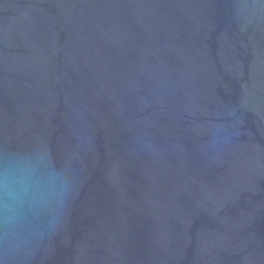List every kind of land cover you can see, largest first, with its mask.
I'll use <instances>...</instances> for the list:
<instances>
[{"label":"water","instance_id":"water-1","mask_svg":"<svg viewBox=\"0 0 264 264\" xmlns=\"http://www.w3.org/2000/svg\"><path fill=\"white\" fill-rule=\"evenodd\" d=\"M0 264H264V0H0Z\"/></svg>","mask_w":264,"mask_h":264}]
</instances>
